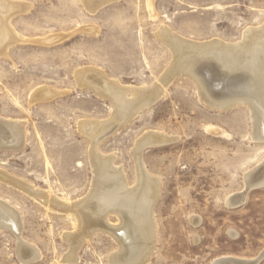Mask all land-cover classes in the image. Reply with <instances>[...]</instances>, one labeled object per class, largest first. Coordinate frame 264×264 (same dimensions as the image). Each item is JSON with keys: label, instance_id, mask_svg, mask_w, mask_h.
Wrapping results in <instances>:
<instances>
[{"label": "rangeland", "instance_id": "1", "mask_svg": "<svg viewBox=\"0 0 264 264\" xmlns=\"http://www.w3.org/2000/svg\"><path fill=\"white\" fill-rule=\"evenodd\" d=\"M9 1L17 6L7 16L14 38L0 49V124L16 128L8 129L14 131L13 144L0 142V201L15 210L21 229L19 239L0 229V264H118L120 247L110 228L123 227V195L96 215L98 225L87 237L71 238L80 229L73 213L77 205L94 207L96 159L111 164V189L123 185V191L136 188L139 194L146 182L141 176L156 184L148 216L153 245L142 264H212L224 257L250 262L261 255L257 264H264V177L248 191L246 182L264 167L258 113L245 104L209 106L189 72L173 67L185 46L199 43L201 50L187 52L195 55L216 43L231 50L226 56L216 49L222 53L217 62L230 56L240 68L263 73L264 51L254 58L241 54L240 46L248 30L264 28V0H107L95 8L83 0ZM163 27L177 46L159 38ZM82 69L102 74L106 87L138 89L139 99L128 90V113H117L115 94L95 93L77 77ZM82 121L98 126L95 141L81 133ZM150 134L167 143L142 147ZM51 200L60 206L52 207ZM233 202L239 204L230 206ZM19 244L28 254L21 255Z\"/></svg>", "mask_w": 264, "mask_h": 264}, {"label": "bare ground", "instance_id": "2", "mask_svg": "<svg viewBox=\"0 0 264 264\" xmlns=\"http://www.w3.org/2000/svg\"><path fill=\"white\" fill-rule=\"evenodd\" d=\"M104 1H107V0H83L84 3H86L89 7L91 8H95L98 4H100L101 2H104ZM12 2V1H11ZM9 0H0V49L2 48L3 46V43H5V41H7V39L9 38H14L13 37V34L10 30V27L8 26V23H7V16L9 15V13H11L12 11L15 10L16 6L11 3ZM82 2V0H81ZM21 4V3H20ZM84 5V4H83ZM20 6V5H19ZM24 6V5H23ZM27 8V7H26ZM90 8V9H91ZM17 10V9H16ZM91 11V10H90ZM94 11V10H93ZM92 12V11H91ZM13 13V12H12ZM11 13V14H12ZM16 12H14L15 14ZM14 16V15H13ZM9 22V21H8ZM161 29V28H160ZM159 29V30H160ZM167 28H162L160 32V37L159 38H163L165 41L166 40H171V42L177 46V40L173 37L170 36L169 38V33L172 34V32H169V30L167 31L166 30ZM253 30V29H251ZM255 30V29H254ZM257 30V29H256ZM249 31V33H247V35L245 36L244 34V41L243 43L241 44L240 46V50H241V54H244L245 56L246 55H251V57H254L256 56V54H258V51H264V28L261 29L260 27V31ZM259 30V29H258ZM169 32V33H168ZM175 35V34H173ZM172 35V36H173ZM54 36V35H52ZM158 36V35H157ZM16 37V36H15ZM18 37V35H17ZM16 37V38H17ZM49 37V36H48ZM176 37V35L174 36ZM178 37V36H177ZM21 38V37H20ZM158 38V39H159ZM179 38V37H178ZM177 38V39H178ZM18 39V38H17ZM50 40H53L51 38H49ZM48 39V41H49ZM13 40V39H12ZM20 40V39H18ZM27 40V39H26ZM160 40V39H159ZM182 40V39H181ZM25 41V40H23ZM22 41V42H23ZM43 41V40H42ZM186 41V40H185ZM189 41V40H188ZM25 42H28V41H25ZM33 42V41H32ZM36 42V41H35ZM47 42V41H46ZM51 42V41H50ZM162 42V41H161ZM164 42V41H163ZM168 42V43H169ZM179 42V41H178ZM184 42V41H183ZM182 42V43H183ZM191 42V41H190ZM189 42V43H190ZM10 43V42H8ZM13 43H15V40L13 41ZM19 43V41L17 42ZM196 43V42H195ZM45 44V43H44ZM165 44V43H164ZM180 44V43H179ZM187 44V43H186ZM199 44V43H198ZM198 44L196 46H198ZM181 45V44H180ZM183 45V44H182ZM181 45V47H182ZM189 45V44H188ZM191 45V44H190ZM195 45V44H194ZM8 46V45H6ZM10 46V45H9ZM166 46H167V43H166ZM170 46V45H169ZM192 46V45H191ZM191 46H185V48H183V50H185V52L180 51L177 52V61H175V57H174V60L175 61V64L173 65L174 67V70H177L179 71L180 69H186L187 70V73L189 72V76H192V78L194 79V81L196 82V84L198 85L199 87V90L200 91V94L202 96V98L206 99V101L210 104L209 106L213 105L215 107L213 108H222V107H227V106H230V105H237V104H240V106H242L241 104H245V105H248L249 107H254L256 112L258 113V116H259V121H260V126H258V130L260 132H264V72L261 73V72H257L258 74L254 75L252 72L250 73L249 70H247L246 68H240L241 65L237 66L234 64L233 60H231V57L229 56L230 59L228 60H218L220 61L217 62L216 60L217 59H214V58H218L220 56V54L222 53H218L216 54V49L220 50L221 52L228 54L231 52L230 49H226L224 47H221L220 45H217L216 43H213V44H209L208 46L202 48V50L204 52H201V53H197L195 55H190L188 53H192V51L190 50H193V51H197V48H199L201 50V48L198 46V47H191ZM173 47V46H171ZM169 48V47H168ZM5 49V48H4ZM206 49H209V52L206 51ZM175 50V49H173ZM6 51V50H5ZM177 51V50H176ZM190 51V52H189ZM188 52V53H187ZM199 52V51H198ZM216 52V53H215ZM7 53V52H6ZM175 53V52H174ZM239 53V52H238ZM4 54V53H3ZM172 54V53H171ZM176 54V53H175ZM216 54V55H214ZM238 55V54H237ZM2 56V54H1ZM6 56V55H5ZM3 56V57H5ZM176 56V55H175ZM227 56V55H226ZM232 56V54H231ZM242 56V55H241ZM223 57V55H222ZM244 57V56H243ZM235 58V57H234ZM247 58V57H245ZM220 59V58H219ZM238 59V57H237ZM241 59V58H240ZM249 59V58H248ZM172 61V62H173ZM240 61V60H239ZM244 61V60H243ZM262 61V60H261ZM174 63V62H173ZM172 63V64H173ZM244 65V64H243ZM242 65V66H243ZM247 65V64H246ZM244 65V66H246ZM250 65V64H249ZM237 66V67H235ZM261 67V66H260ZM255 68V67H254ZM263 68V67H262ZM87 69V68H86ZM85 69V70H86ZM171 69V68H170ZM249 69V68H248ZM88 70V69H87ZM97 70V69H95ZM94 70V71H95ZM185 70V71H186ZM251 70V69H250ZM83 72L81 73H78V76L79 79L85 83L87 86H90L91 88L90 89H93V91L95 90V93H98L100 90H104V92H113L115 94V97L113 99V102L115 103V108H116V112L117 113H120V112H125L127 111L128 109V106H127V100L124 99V94L129 90H123L121 88H119V84L118 86H111V87H106L103 79H100L101 77L100 76H103L102 74L100 76H98L99 74H90L88 71H84L82 69ZM91 71V70H90ZM93 71V70H92ZM167 71V69H166ZM165 71V72H166ZM170 71V70H169ZM256 71V70H255ZM97 72H100L97 70ZM169 73V72H168ZM171 73V71H170ZM169 73V74H170ZM173 73V72H172ZM180 73V72H179ZM184 73V72H183ZM168 74V75H169ZM177 74V73H175ZM174 74V76H176ZM182 75V73H180ZM77 75V74H76ZM164 75V74H163ZM166 75V73H165ZM173 75V74H171ZM170 75V76H171ZM178 75V74H177ZM166 77L167 78H170L172 79L171 77ZM173 76V77H174ZM184 76H185V73H184ZM100 77V78H99ZM163 77V76H161ZM165 77V76H164ZM103 78V77H102ZM163 80V78L161 79ZM160 80V82H161ZM167 80V79H166ZM165 80V81H166ZM192 80V79H191ZM77 81V80H76ZM170 80H168V83H169ZM106 82V81H105ZM158 82V83H160ZM80 83V82H79ZM111 83V82H110ZM109 83V84H110ZM81 84V83H80ZM113 84V82H112ZM110 84V85H112ZM163 84V83H162ZM158 85V84H157ZM161 87H163L162 85H160ZM154 87V86H153ZM159 87V85H158ZM134 88V87H132ZM147 88V87H145ZM131 89V88H130ZM151 89V88H150ZM157 89V87H156ZM135 90V89H134ZM134 90H129L128 92H131L132 95L134 97H138L139 94L136 91ZM146 90V89H145ZM148 90V88H147ZM146 90V91H147ZM153 89H151L152 91ZM141 90H139L140 92ZM149 91V90H148ZM147 91V92H148ZM160 91V90H159ZM102 92V91H101ZM99 92V93H101ZM103 92V93H104ZM142 92H145L144 90ZM108 93V94H110ZM58 94V93H57ZM156 94V93H155ZM157 94L159 95V93L157 92ZM156 94V95H157ZM56 95V93H55ZM54 95V96H55ZM98 95V94H97ZM106 94H104V97ZM126 95V94H125ZM130 95V94H128ZM131 95V96H132ZM142 95V94H141ZM155 95V96H156ZM52 96V95H51ZM100 96V95H99ZM103 96V95H102ZM101 96V97H102ZM143 96V95H142ZM148 96V95H147ZM153 96V95H152ZM160 96L161 93H160ZM200 96V98H201ZM34 97V96H33ZM112 97V96H111ZM157 97V96H156ZM49 98H52L49 96ZM132 98V97H131ZM150 98V97H149ZM35 99H36V96H35ZM108 99V98H107ZM139 99V97L137 98V100ZM156 99V98H155ZM135 100V99H134ZM132 100V102L134 101ZM142 100V99H141ZM136 101V100H135ZM147 101V100H146ZM112 102V101H111ZM138 102V101H137ZM136 103V102H135ZM206 103V102H205ZM207 103V104H208ZM131 104V102H130ZM133 104V103H132ZM147 104V103H146ZM129 105V104H128ZM138 104H136L135 106H137ZM244 105V106H245ZM140 106V105H139ZM148 106V105H147ZM230 108V107H228ZM141 109V108H140ZM220 110V109H218ZM223 110V109H222ZM225 110V108H224ZM254 110V112H255ZM137 111V110H136ZM141 111V110H140ZM252 111V109H251ZM114 113V112H113ZM126 113V112H125ZM128 113V111H127ZM253 113V112H252ZM135 114V113H134ZM255 114V113H254ZM133 115V114H132ZM113 116V115H112ZM119 116V115H118ZM254 116V115H253ZM257 116V118H258ZM114 117V116H113ZM135 117V116H134ZM250 117H251V114H250ZM117 118V117H116ZM122 118V117H121ZM120 118V119H121ZM133 118V117H132ZM131 118V119H132ZM1 119V118H0ZM254 119V117L252 118ZM251 119V120H252ZM112 120V119H111ZM114 120V119H113ZM258 120V119H257ZM2 121V120H1ZM9 120H7L8 122ZM110 121V120H109ZM125 121V120H124ZM127 121V120H126ZM91 122V121H90ZM117 122V121H116ZM253 122V121H252ZM0 123H4L3 122H0ZM17 122H14L13 125H16ZM256 123V122H255ZM259 123V122H258ZM9 124V123H8ZM21 124V123H20ZM81 124V123H80ZM95 123L92 122V124H90L89 122L88 123H84L83 124V121H82V128L80 126V129H82L81 133L82 134H85L87 137H89L91 140L95 141L96 138L98 137L99 135V131L97 132V128L98 126L96 127V124L94 125ZM99 124V123H98ZM107 124V123H106ZM112 124V123H111ZM117 124V123H116ZM254 124V123H253ZM22 125V124H21ZM104 125V124H103ZM121 125V124H120ZM23 126V125H22ZM117 126V125H116ZM256 126V125H254ZM15 127V126H13ZM12 127V128H13ZM18 127V126H17ZM21 127V126H20ZM24 127V126H23ZM100 127V126H99ZM111 127V126H110ZM120 127V126H119ZM7 127H4L2 126V124H0V142L1 144L4 143L5 145L6 144H13V141L15 140L14 137H13V133L14 131L10 132V130L12 129L11 127L8 126V129L11 128L10 130L6 129ZM16 128V127H15ZM18 129V128H17ZM16 129V130H17ZM20 129V128H19ZM114 129V128H113ZM13 130V129H12ZM15 130V131H16ZM20 130H23L22 128ZM18 131V130H17ZM80 131V130H79ZM116 131V129H115ZM255 131V129H254ZM20 132V131H19ZM18 132V133H19ZM112 132V131H111ZM258 132V131H257ZM22 133V131L20 132ZM24 133V131H23ZM102 133V132H100ZM106 133V132H105ZM104 134V132H103ZM102 134V135H103ZM256 134V133H255ZM263 134V133H262ZM17 135V134H16ZM84 135V136H85ZM107 135V134H106ZM21 138H22V135L20 134ZM101 136V135H100ZM254 137V136H253ZM102 138V137H101ZM257 138V137H256ZM255 138V139H256ZM262 138V137H261ZM104 139V138H103ZM259 139V138H258ZM257 139V140H258ZM89 140V141H91ZM98 140V139H97ZM167 140L164 136H161V135H158V134H150V135H147L146 137H144V139L142 140L141 144H142V147L145 146L146 144H155V145H163L164 143H167ZM262 140V139H261ZM264 140V139H263ZM21 141V140H20ZM23 141V140H22ZM99 141H101L99 139ZM170 141V140H169ZM16 142H17V139H16ZM92 143V142H91ZM101 143V142H100ZM99 143V144H100ZM19 144V143H18ZM17 144V145H18ZM3 145V144H2ZM4 145V146H5ZM93 145V144H92ZM91 145V146H92ZM148 145V146H149ZM7 146V145H6ZM15 146H16V143H15ZM14 146V148H15ZM10 147V145L8 146ZM7 147V148H8ZM19 148V146H17ZM96 147V146H95ZM93 147V148H95ZM146 147V146H145ZM140 148V147H139ZM137 149V148H136ZM142 149V148H141ZM13 150V148H12ZM94 151V150H93ZM92 151V152H93ZM137 151V150H136ZM142 152V151H141ZM137 152H135L134 154H136ZM140 153V152H139ZM138 153V154H139ZM97 155V153H95ZM93 154V155H95ZM100 154V153H99ZM98 154V155H99ZM133 154V155H134ZM96 155L93 156L96 158ZM140 155V154H139ZM137 156V155H136ZM91 157V158H93ZM100 157V156H99ZM105 159V157H103ZM109 158V157H108ZM94 159V158H93ZM101 159V158H100ZM103 159V160H104ZM136 159V158H135ZM140 159V158H139ZM108 160V159H107ZM106 160V161H107ZM138 160V158H137ZM105 161V162H106ZM113 161V159H112ZM140 162V161H139ZM93 163V162H92ZM111 163V162H110ZM113 165V164H112ZM110 166L111 164L109 165L108 163H103V161L99 160V159H96L94 160V169H95V172H96V175H97V179H98V184L96 186L97 189H95L96 191L93 192L95 193V197H94V203H92L94 205V207L92 206V209H87L85 208L86 204L87 203H83L81 201V203L83 204H79L77 205L75 211L73 213L76 214L77 216V220H78V223L80 226H78V228L80 227L79 229V233L78 235L76 234L75 236H71L72 240L73 241H77L79 236H83V237H87L88 236V229H91V228H94L98 225L97 221H96V215H99L100 211L104 210L105 208L107 207H111L112 205L114 206V201H116L117 199H120L121 198V195L122 198L125 202V204L127 205L126 207H124V211H123V227H119L117 228L116 226L119 225H115L116 228L112 229V232H110L114 237L113 239L115 238L116 241H118L119 243V247H120V250L119 252L115 255L116 256V263L118 264H133V263H137L138 264H142V262L146 261L147 259V256L149 254V251L150 249H152V245H153V227H152V224H154L153 222L151 223L150 222V219H149V214L151 212H149V200L152 194V191H153V188H154V185H156L152 180H150L149 178L147 180H143V176H141L143 174V170H142V174L140 175L141 176V181H146L145 182V186L144 188L141 190V192L138 194V191L139 189L134 190V192L132 193H128L126 191H123V190H126V189H123L122 190V186L120 187L119 185V188L118 185H116L117 187L116 188H110V183H111V180H109L108 178H111L110 176L113 174L111 173L112 171L110 170ZM140 166V165H139ZM93 167V165L91 166ZM137 167V166H136ZM144 166H142L143 168ZM141 168V167H140ZM261 168V169H260ZM256 169H260V170H256L258 172H252L250 173L248 176H246V182H247V191L249 189H251L252 187H257L259 186V182H261V179L264 177V167L260 166L259 168H256ZM137 171V170H136ZM145 171V170H144ZM93 172V174L95 173ZM146 173V171L144 172ZM139 174V173H138ZM149 175V174H148ZM4 176V175H3ZM113 176V175H112ZM11 177V176H10ZM123 177V175H122ZM5 178V177H4ZM95 178V177H94ZM93 178V179H94ZM138 178V176H137ZM154 178V177H153ZM2 179V178H1ZM113 179V178H112ZM114 180V179H113ZM116 180V179H115ZM124 180V179H123ZM263 180V179H262ZM2 181V180H1ZM17 181V180H16ZM20 181V180H19ZM120 183L121 181V178L120 180H118ZM5 180L2 181V183H4ZM14 182V181H13ZM113 182V181H112ZM122 182V181H121ZM125 180L122 182L124 183ZM17 184L19 182H16ZM22 183V182H21ZM24 183V182H23ZM117 183V182H115ZM113 183V184H115ZM121 183V184H122ZM245 183V182H244ZM8 184V183H7ZM10 184V183H9ZM20 184V183H19ZM26 184V183H25ZM94 184V186H95ZM125 184V183H124ZM263 184V183H262ZM23 185V184H22ZM136 185V184H135ZM14 186V185H12ZM18 186V185H17ZM16 186V187H17ZM30 186V185H29ZM112 186V185H111ZM114 186V185H113ZM158 186V185H157ZM15 187V186H14ZM23 187V186H21ZM20 186L18 187L19 190L25 188H21ZM108 187V188H107ZM126 187V186H125ZM142 187V185H140V188ZM156 187V186H155ZM260 187V186H259ZM124 188V187H123ZM246 188V186H245ZM27 189V193H29V190L30 188H26ZM94 189V188H93ZM102 189H104V191H102ZM132 189V188H131ZM156 189V188H155ZM155 189H154V193H155ZM157 190V189H156ZM33 191V190H32ZM129 191H131L129 189ZM246 191V192H247ZM35 192V191H34ZM33 192V193H34ZM92 192V191H90ZM157 192V191H156ZM245 192V191H244ZM26 193V194H27ZM37 193V191H36ZM39 194V192H38ZM41 194V193H40ZM138 194V195H137ZM156 194V193H155ZM243 194V193H242ZM242 194H240L242 196ZM246 194V193H245ZM28 195V194H27ZM92 195V194H91ZM120 195V197H119ZM31 196V195H30ZM33 196V195H32ZM35 196V195H34ZM38 196V195H37ZM43 196V195H42ZM89 196V195H87ZM237 196V195H236ZM39 197V196H38ZM37 197V198H38ZM47 197V196H46ZM50 197V196H49ZM234 197V196H233ZM245 197V196H244ZM34 198V197H33ZM37 198H35L36 200H38ZM43 198V197H42ZM54 198V197H53ZM51 197V199H53ZM88 198V197H87ZM91 198V197H89ZM154 198V197H153ZM157 198V197H156ZM85 199V198H84ZM232 199V197L230 198ZM44 201V199H42ZM50 200V198H49ZM91 200V199H89ZM155 200V199H154ZM244 199L242 198V201ZM47 201V199H46ZM88 201V200H87ZM85 201V202H87ZM102 202L101 204L99 203ZM241 201V202H242ZM39 202V201H38ZM52 204V207L56 206L57 208V202L56 200H51V201H48ZM46 202V203H48ZM61 202V201H60ZM63 202L62 201V205L63 206ZM91 202V201H90ZM93 202V201H92ZM122 202V201H121ZM60 203V204H61ZM78 203V202H77ZM49 204V203H48ZM65 204V203H64ZM67 204V203H66ZM65 204V205H66ZM70 204V203H68ZM118 204V203H117ZM121 204V203H119ZM123 204V203H122ZM153 205V203H151ZM238 204V203H237ZM44 205V204H43ZM71 205V204H70ZM75 205V204H74ZM73 205V206H74ZM60 206V205H59ZM58 206V207H59ZM72 206V205H71ZM125 206V205H124ZM231 206V205H230ZM75 207V206H74ZM91 207V206H90ZM118 207V206H117ZM122 207V206H121ZM65 208V207H64ZM63 208V209H64ZM69 208V207H68ZM89 208V206H88ZM114 208V207H113ZM152 208V206H151ZM59 209V208H58ZM119 209V208H118ZM51 210V209H49ZM54 210V208H53ZM71 210V208H70ZM110 210V209H109ZM65 211V210H64ZM151 211V210H150ZM61 212H62V207H61ZM72 212V211H71ZM113 212V211H111ZM64 213V212H63ZM69 213V212H68ZM72 213V215H73ZM110 213V212H108ZM117 213H119L117 211ZM67 214V211L66 213ZM71 214V213H70ZM74 214V215H75ZM112 214V213H111ZM18 215V214H17ZM16 215V212L13 208L9 207L7 204H5L4 202H1L0 201V229H3V228H8L9 230L13 231L12 233H16L17 234V237L19 239V233H20V229H19V226L17 224L18 222V219H16V217H18ZM69 215V214H67ZM71 215V216H72ZM110 215V214H109ZM151 215V214H150ZM70 216V215H69ZM102 217V216H101ZM104 217V216H103ZM98 219V218H97ZM107 219V218H106ZM122 219V217H121ZM153 219V218H152ZM17 220V222H16ZM152 221V220H151ZM100 222V221H99ZM102 222V221H101ZM121 222V221H119ZM19 223V222H18ZM77 223V221H76ZM103 224V223H102ZM110 224V223H109ZM20 225V224H19ZM103 226V225H102ZM101 226V227H102ZM109 226V225H108ZM114 226V225H113ZM105 227V226H104ZM106 228V227H105ZM104 228V229H105ZM109 228V227H108ZM6 230V229H5ZM109 230V229H108ZM8 231V230H7ZM97 231V230H96ZM77 232V230H76ZM108 232V231H107ZM106 233V232H105ZM15 234V235H16ZM74 234V233H73ZM72 234V235H73ZM109 235V234H108ZM110 236V235H109ZM68 237V236H67ZM66 237V238H67ZM112 237V236H111ZM69 238V237H68ZM81 239V238H80ZM79 239V240H80ZM87 239V238H86ZM83 240V239H81ZM85 240V239H84ZM88 240V239H87ZM19 243V242H18ZM73 243V242H72ZM71 243V244H72ZM79 243V241L77 242ZM75 244V243H74ZM145 244H147V246H145ZM20 245V244H19ZM18 245V246H19ZM73 246V245H72ZM21 247V255H25V254H28V250H27V247L25 245H20ZM74 248V247H73ZM29 249V248H28ZM35 249V248H34ZM74 251L77 250V249H73ZM17 251H18V247H17ZM32 251V250H31ZM30 251V252H31ZM37 251V250H36ZM29 252V253H30ZM34 252V251H33ZM18 253V252H17ZM39 254V253H38ZM36 254H34L35 256ZM17 256H20V255H17ZM21 256V257H22ZM26 257V256H25ZM33 256H31L30 258H32ZM40 257V256H39ZM37 257V258H39ZM258 257V256H257ZM262 255H261V258L255 260L254 261H250V262H247V261H243V260H240L239 258L238 259H234V258H230V257H224V258H219V259H215L212 263V264H216L220 261L223 260H231L233 261L235 264H257L259 262V260L262 259ZM23 258V257H22ZM22 258H20L22 260ZM30 258H29V261H30ZM112 258V257H111ZM115 258V257H114ZM113 258V259H114ZM19 259V258H18ZM32 260V259H31ZM111 260V259H110ZM247 260V259H246ZM27 261V259H26ZM33 261V260H32ZM72 261V260H70ZM218 261V262H217ZM21 262V261H20ZM22 263H25L24 261ZM27 263V262H26ZM25 263V264H26ZM28 264V263H27ZM111 264V263H110ZM113 264V263H112Z\"/></svg>", "mask_w": 264, "mask_h": 264}, {"label": "water", "instance_id": "3", "mask_svg": "<svg viewBox=\"0 0 264 264\" xmlns=\"http://www.w3.org/2000/svg\"><path fill=\"white\" fill-rule=\"evenodd\" d=\"M255 170H257V169H255ZM259 170V169H258ZM254 172H258V171H254ZM239 204V203H238ZM237 203H234L233 202V204H231V206H237L238 205ZM218 262V261H217ZM216 264H235L233 261H231V260H223L222 259V261H220V262H218V263H216Z\"/></svg>", "mask_w": 264, "mask_h": 264}]
</instances>
